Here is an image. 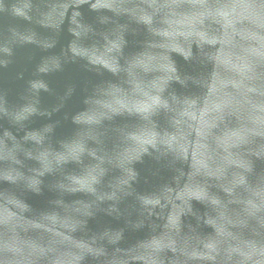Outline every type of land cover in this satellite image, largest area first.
<instances>
[{
    "label": "water",
    "instance_id": "obj_1",
    "mask_svg": "<svg viewBox=\"0 0 264 264\" xmlns=\"http://www.w3.org/2000/svg\"><path fill=\"white\" fill-rule=\"evenodd\" d=\"M0 264H264V0H0Z\"/></svg>",
    "mask_w": 264,
    "mask_h": 264
}]
</instances>
